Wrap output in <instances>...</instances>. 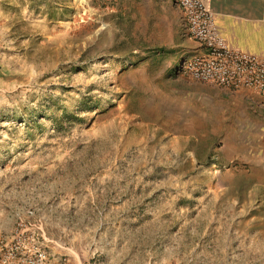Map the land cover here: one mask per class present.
I'll return each mask as SVG.
<instances>
[{"label":"rangeland","instance_id":"1","mask_svg":"<svg viewBox=\"0 0 264 264\" xmlns=\"http://www.w3.org/2000/svg\"><path fill=\"white\" fill-rule=\"evenodd\" d=\"M192 41L172 0H0V264H264V109Z\"/></svg>","mask_w":264,"mask_h":264},{"label":"built area","instance_id":"2","mask_svg":"<svg viewBox=\"0 0 264 264\" xmlns=\"http://www.w3.org/2000/svg\"><path fill=\"white\" fill-rule=\"evenodd\" d=\"M172 1L184 17L187 35L202 48L184 58L179 69L194 81L221 89H248L249 102L264 109V57L230 47L205 0Z\"/></svg>","mask_w":264,"mask_h":264},{"label":"crops","instance_id":"3","mask_svg":"<svg viewBox=\"0 0 264 264\" xmlns=\"http://www.w3.org/2000/svg\"><path fill=\"white\" fill-rule=\"evenodd\" d=\"M207 5L213 10L215 23L220 35L226 43L243 52L251 53L264 57V0H205ZM194 52H200L202 48L198 43L192 41L190 43ZM190 81H194L187 77ZM251 91L248 89H239L232 91L237 99L247 98ZM240 144V139H237ZM245 147V145H244ZM234 155L232 158H238ZM251 154L244 157L249 172H255V166L251 159ZM260 175L264 180V158L260 162ZM260 200L264 204V184L262 192H260ZM264 217V215H262Z\"/></svg>","mask_w":264,"mask_h":264}]
</instances>
